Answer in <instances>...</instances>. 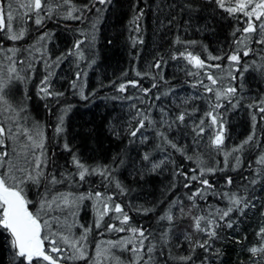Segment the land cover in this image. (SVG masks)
Here are the masks:
<instances>
[{"label": "snow or ice", "instance_id": "6c2138e0", "mask_svg": "<svg viewBox=\"0 0 264 264\" xmlns=\"http://www.w3.org/2000/svg\"><path fill=\"white\" fill-rule=\"evenodd\" d=\"M162 3L129 0L133 48L144 43L147 11L162 13ZM166 7L159 27L176 29L171 43L143 70L133 67L141 79L109 81L113 94L105 99L126 102V111L107 124L111 152L89 157L70 138L68 119L73 100L98 95L87 90V78L116 0H0L5 264H224L229 242L245 254L238 264H264V90L252 93L245 83L252 72L264 82V0H172ZM53 21L73 33L63 50L52 44ZM221 21L227 48L184 38L193 29L215 33ZM180 60L183 84L172 83L164 69ZM64 63L67 77L58 73ZM184 85L192 91L184 94ZM33 97L42 102L35 108ZM236 110L247 112L250 131L229 145L228 113ZM155 177L163 178L159 195L141 199ZM257 213L249 240L244 224Z\"/></svg>", "mask_w": 264, "mask_h": 264}, {"label": "trees", "instance_id": "16d2710c", "mask_svg": "<svg viewBox=\"0 0 264 264\" xmlns=\"http://www.w3.org/2000/svg\"><path fill=\"white\" fill-rule=\"evenodd\" d=\"M156 0H149L150 4H155ZM172 0H163L162 7L164 11L162 13L153 14L152 10H148L146 16L142 20L143 25V45L137 44L133 48L127 40L128 30L127 24L130 18V11L128 8L129 0H116V9L114 14L110 13V21L105 25L103 32L101 33L100 41L97 45L98 59L97 66L94 70H90L87 78V90L93 88L97 89L98 95L91 99L90 102L78 101L76 99V107L69 114V136L75 137L76 147L81 150L85 156H103L111 152L115 146L112 143V137L107 130V124L113 117H121L123 112L126 111V102L122 105L120 101H113L111 99H105L113 94V86L109 84V81L121 82L125 79H141L135 75L133 67L143 70L146 62L150 61L157 51L167 49L171 43V37L175 34L176 29L173 27L171 31L167 27L160 28L159 22L164 19L168 9L167 3H171ZM204 22L203 17L199 21ZM31 24V21H28ZM69 25L72 23L67 22ZM48 27L55 29L53 45H59V49L63 50L66 46L71 45L74 36L70 30L65 28L64 23L53 25L52 22L48 24ZM215 33L206 31L203 33L195 31L193 29L189 34H185L186 39L202 40L208 44L209 47L215 51L221 46L227 48L226 38L228 36V26L225 22H219L215 25ZM182 31V29H181ZM105 37L113 39L114 43L109 45L105 42ZM139 51V57H136V53ZM69 66V65H68ZM185 62L180 60L179 63L169 61L168 65L164 69L165 76L175 77L172 83L178 81L183 84L184 71L183 68ZM65 65L62 64L58 69L59 76L67 77L70 75V71H65ZM125 74V75H122ZM60 80V79H59ZM61 82L66 85L65 80ZM145 85L148 84L147 79L143 80ZM246 90L255 93L257 90H264V82H261L256 73L246 74ZM103 85V86H101ZM131 89V86H128ZM192 89L184 85L182 92L188 94ZM33 103L38 104L37 100L33 99ZM78 101V102H77ZM43 116V114H42ZM41 116V117H42ZM230 119L227 125L228 137L226 143L231 145L232 143H238L243 139L250 131V120L247 112L244 110H236L228 113ZM92 129L94 136L89 137L86 134V129ZM222 159V157H221ZM236 175V173H231ZM163 178L155 177L149 181V184L145 186V189L140 193L141 199L148 197L152 198L159 195L160 182ZM264 196V193H260ZM87 210L82 213V217L86 216ZM259 214L251 215L244 224V231L247 232L249 240L253 239L254 229L259 226L260 223ZM226 255L224 258V264H238L237 256H244L240 247L234 242H229L225 245ZM6 257L2 250H0V264H5Z\"/></svg>", "mask_w": 264, "mask_h": 264}, {"label": "bare ground", "instance_id": "6f19581e", "mask_svg": "<svg viewBox=\"0 0 264 264\" xmlns=\"http://www.w3.org/2000/svg\"><path fill=\"white\" fill-rule=\"evenodd\" d=\"M69 23H73V22H71V21H68ZM53 23V25H57V23L55 22V21H53L52 22ZM64 65H65V67H64V69H65V71H70V69H69V66H68V63H64ZM166 77H168L167 75H166ZM59 85H64L62 82H61V80H59V78H58V86ZM65 86V85H64ZM33 99L34 100H36L35 99V97H33ZM77 99V98H76ZM76 99L75 100H73V103H75L76 102ZM34 101L32 100V104H33V106H34V108H35V106L37 105V104H35V103H33ZM40 103H42V102H40ZM76 104V103H75ZM42 114H43V112L41 111L40 112V115L42 116ZM69 117H70V115H69ZM229 122H230V119H229ZM239 143V142H238ZM90 217V211H88L87 210V212H86V216H84L83 218H85V219H87V218H89Z\"/></svg>", "mask_w": 264, "mask_h": 264}]
</instances>
